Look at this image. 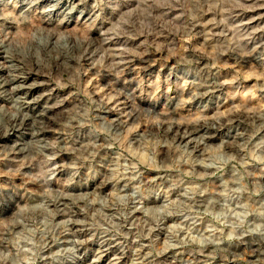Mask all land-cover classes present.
I'll return each instance as SVG.
<instances>
[{
    "label": "clouds",
    "instance_id": "clouds-1",
    "mask_svg": "<svg viewBox=\"0 0 264 264\" xmlns=\"http://www.w3.org/2000/svg\"><path fill=\"white\" fill-rule=\"evenodd\" d=\"M63 4L0 0V264H264V0Z\"/></svg>",
    "mask_w": 264,
    "mask_h": 264
},
{
    "label": "rangeland",
    "instance_id": "rangeland-1",
    "mask_svg": "<svg viewBox=\"0 0 264 264\" xmlns=\"http://www.w3.org/2000/svg\"><path fill=\"white\" fill-rule=\"evenodd\" d=\"M78 2H79V0H64V4L62 5V10L66 11L68 8H70L72 6V4H76ZM92 3H94V0H88V4L86 6L85 5H81V8H85V7L87 8L88 15H91ZM76 15L79 16V11L77 12ZM86 18L87 17H85V19ZM45 90H47L46 87L38 85L37 88L35 89V93H39V92L45 91ZM99 251H100V247H99V245H97L96 247L93 248L92 253L90 255V259L94 258L96 253L99 252ZM110 260H111V256L105 255V257L102 260L101 264H109Z\"/></svg>",
    "mask_w": 264,
    "mask_h": 264
}]
</instances>
